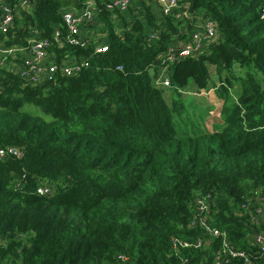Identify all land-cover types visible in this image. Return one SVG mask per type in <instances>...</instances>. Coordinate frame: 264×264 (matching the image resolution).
<instances>
[{
  "label": "trees",
  "instance_id": "trees-1",
  "mask_svg": "<svg viewBox=\"0 0 264 264\" xmlns=\"http://www.w3.org/2000/svg\"><path fill=\"white\" fill-rule=\"evenodd\" d=\"M7 1L12 8L21 2ZM87 1H32L5 44L53 41L57 27L65 30L61 9ZM96 1L103 24L97 33L109 50L98 52L85 41L51 50L59 67L83 58L87 65L79 73L59 71L36 85L17 71L18 58L0 62V147L22 151L21 158L0 159V264H117L118 253L134 264H215L220 239L192 224L200 194L211 195L207 219L238 248L258 251L253 259L264 264V250L251 243L256 226L243 207L249 201L264 209V0H180L159 25L142 3L145 13L131 15L132 30L121 34L108 1ZM181 9L210 14L218 38L203 54L164 70L168 46L192 29L176 16ZM146 26L158 35L147 36ZM162 74L170 86L156 84ZM212 88L223 100L221 121L212 131L181 133L184 91ZM26 104L50 119L24 110ZM43 183L52 185L50 193L37 192ZM199 238V247L174 249V239Z\"/></svg>",
  "mask_w": 264,
  "mask_h": 264
},
{
  "label": "built area",
  "instance_id": "built-area-1",
  "mask_svg": "<svg viewBox=\"0 0 264 264\" xmlns=\"http://www.w3.org/2000/svg\"><path fill=\"white\" fill-rule=\"evenodd\" d=\"M32 1L34 0H21L19 4L12 8L7 0H0V62L3 63L5 58H10L16 61L18 58L21 60L20 64L16 66L17 71L23 77L26 82L31 84H44L52 80L53 76L59 71L73 75L82 70V67L87 65L85 60L81 63L72 64L68 66L59 67L55 60H48L50 46L52 43H58L62 37H66L67 41L78 44L84 40L81 37V29L84 26H92L97 21V10L93 7V2H88L84 7L79 9H69L62 13L64 25L67 33L64 34V30L57 27L54 32L53 41L49 39H41L31 37L24 46L14 45L7 46L5 44L6 35L11 30L15 19L21 15V11L31 12L33 8ZM144 0H109L107 3V10L110 12L119 11L121 13L128 12L136 5H141ZM162 7V11L165 15L172 13L175 9L180 7V0H156ZM141 7V6H140ZM139 7V8H140ZM94 10H93V9ZM181 19H191L192 29L189 31V36L186 40H183L182 46L180 42H173L168 46L167 51L164 53V70L169 64L181 60L186 57L201 55L208 47L217 40L218 33L215 22L210 14H205L202 17H194L197 15L191 14L187 9L179 10L176 14ZM262 17L264 18V10ZM201 19V20H198ZM34 34H38V30L33 31ZM109 50V44L103 43L97 46L98 52H105ZM161 80L164 86H170L171 80L168 75ZM160 81V79L158 80ZM7 156H14L17 158L22 157V151L17 146H3L0 147V159H4ZM21 182L16 183L19 187ZM52 190V185L49 183H43L37 188V192L40 194H48ZM195 215L192 220V224L200 225L203 233L210 239H220L221 249L217 252V256L220 258L215 264H221L228 262L230 259H242V264H259L253 259L257 252L246 251L235 246L226 230H220L212 222L207 219V215L211 209V195L200 194L195 198ZM243 207L250 214H259L262 208L257 207L256 203L247 201V204H243ZM202 244V239L199 238L195 242L185 241L182 239H174V249L179 247L195 246L199 247ZM253 246L260 247L264 250V231L256 232L252 241ZM117 264H134L132 258L127 253H118L116 256Z\"/></svg>",
  "mask_w": 264,
  "mask_h": 264
},
{
  "label": "crops",
  "instance_id": "crops-1",
  "mask_svg": "<svg viewBox=\"0 0 264 264\" xmlns=\"http://www.w3.org/2000/svg\"><path fill=\"white\" fill-rule=\"evenodd\" d=\"M93 2V7H95L97 10L99 9V11L97 12V21L96 23L94 24L95 25V28L92 27V26H84L82 29H81V37L83 38V40L85 42H88V43H94L96 44L97 46H99L101 43L105 42L106 39L104 38L103 42L99 40V33H97V30H98V26L99 28L103 25L102 22L100 21L99 19V12H100V8L98 6V2L96 0H89L86 2V4L88 2ZM109 1V0H107ZM144 4L143 5H147L151 8V11L154 13V16L156 18V22L159 24H161V18L164 16V13L162 11V7L157 3L156 0H144L143 1ZM143 5H136L135 7L131 8L128 12H125V13H121L119 11H116V12H112L111 13V16H110V20L111 22L114 24L115 26V30L121 34L123 33L126 29L128 30H132V18H131V15H137L139 16V14H144L145 13V10H144V6ZM141 6V7H140ZM140 7V8H139ZM81 8V7H80ZM69 9H79V8H76V7H66V8H63L61 9V12L63 13L64 11H67ZM93 9V8H92ZM94 10V9H93ZM119 16H124L127 20H128V26L125 27L123 21L121 22V19L119 18ZM194 17H202V16H194ZM140 19L142 20L143 17H140ZM198 20H201V19H198ZM160 21V22H159ZM192 21L194 20H191V19H185V25L188 26V24H191ZM184 25V26H185ZM147 30H146V35L147 36H153V35H158L159 31L157 30V28H148L146 26ZM56 30V29H55ZM55 32V31H54ZM67 31H66V28L64 30V34H66ZM65 41H67V39H61L57 44H55V46L50 49V52H49V57H48V60L50 61L51 59L53 60H56V58L59 56L58 53H52V51L54 49H63L65 48ZM52 50V51H51ZM83 60V58H82ZM66 62H69V60L65 59L63 61V63H66ZM164 75L162 74L161 77H159L160 81H156V84L157 85H160V86H163V84L161 83V80H163L165 77H163ZM215 82L217 81L216 78L214 77L213 79ZM210 90H214V88L210 89ZM210 90H208V92H210ZM182 92V91H181ZM197 91H194L192 90L191 93H195ZM184 93H190L189 91H184ZM220 114H221V109H220ZM214 130V129H213ZM252 216V221L254 222L255 226H256V231L255 232H261V231H264V209H262V211L259 213V214H251ZM255 232L253 233V235L255 234ZM253 241V239H252ZM251 241V243H252Z\"/></svg>",
  "mask_w": 264,
  "mask_h": 264
},
{
  "label": "rangeland",
  "instance_id": "rangeland-1",
  "mask_svg": "<svg viewBox=\"0 0 264 264\" xmlns=\"http://www.w3.org/2000/svg\"><path fill=\"white\" fill-rule=\"evenodd\" d=\"M210 68L212 79H214L215 77L217 80L215 67L211 66ZM189 92L190 93H186L183 95V98L185 99V108H183L184 111L177 119L179 121V131L181 133H183L184 131H188V133H191L194 129H204L212 131L215 128V125L219 123L218 121H221V114L219 111L222 108L223 100L218 97L216 91L214 90H210V92ZM167 94L169 96V99H171L170 94ZM30 108L33 109L34 112L36 111L37 114L44 115L41 108L34 109L35 106L31 104H26L24 106V110H29ZM44 116L47 119H50L49 115Z\"/></svg>",
  "mask_w": 264,
  "mask_h": 264
},
{
  "label": "water",
  "instance_id": "water-1",
  "mask_svg": "<svg viewBox=\"0 0 264 264\" xmlns=\"http://www.w3.org/2000/svg\"><path fill=\"white\" fill-rule=\"evenodd\" d=\"M183 42L180 43V45L182 46Z\"/></svg>",
  "mask_w": 264,
  "mask_h": 264
}]
</instances>
